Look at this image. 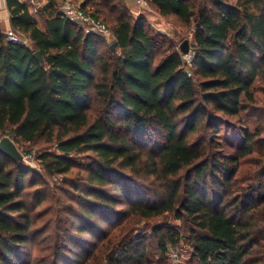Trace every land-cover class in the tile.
Listing matches in <instances>:
<instances>
[{
  "label": "trees",
  "instance_id": "1",
  "mask_svg": "<svg viewBox=\"0 0 264 264\" xmlns=\"http://www.w3.org/2000/svg\"><path fill=\"white\" fill-rule=\"evenodd\" d=\"M148 1L163 17L194 22L190 62L168 36L151 32L147 18L135 16L125 0L82 4L87 12L93 3L90 15L104 22L118 42L115 51L109 44L102 56L105 39L79 29L54 0L46 5L45 29L38 26L27 4L7 0L12 28L26 34L33 48L8 41L0 26V132L20 146L56 142L60 153L39 156L50 175H68L73 154L93 151L97 155L84 185L99 196L94 199L89 192L82 193L83 215L75 218L85 221L77 229L80 234L89 232L104 241L81 244L78 264L88 260L90 264L144 262L146 240L132 236L137 219L130 215L147 219L171 212L188 225L187 241L195 264H264V192L257 193L260 187L264 190V180H258L259 187L233 197L228 192L236 186L240 160L254 152L255 137L260 134L242 130L237 141L220 136L222 127L226 131L234 127L230 117L240 119L255 101L254 82L264 80V0ZM162 48L166 53L158 57ZM36 51L41 52L43 62L34 55ZM94 58L100 63L98 80L91 64ZM91 88L98 98L94 114ZM113 115L122 123L113 121ZM115 129L131 138L119 136ZM155 129L163 132L164 142L155 143L156 151L143 160L141 152L133 149V139L151 136ZM201 129L208 134L191 141ZM223 145L234 152L220 158L210 152L211 147ZM23 163L0 152L2 264H26L20 250L31 243L32 235L36 238L42 233L31 232L35 223L32 204L43 205L47 190L38 188L31 194L28 186L36 180L32 176L26 182L31 171ZM142 164L148 176L160 179L156 180V201L115 179L117 167L134 171ZM184 169L191 174L190 180L181 179ZM208 178L220 187L210 195ZM66 181L81 192L80 186ZM107 186L114 195L103 190ZM118 196L136 203L128 215L121 216L125 224L109 203ZM97 215L113 229L105 232L97 226ZM154 235L165 254L169 245L177 247L184 237L171 224L157 227ZM64 237L78 244L71 231L66 230ZM57 248L61 247L56 242L43 250L55 255Z\"/></svg>",
  "mask_w": 264,
  "mask_h": 264
},
{
  "label": "rangeland",
  "instance_id": "2",
  "mask_svg": "<svg viewBox=\"0 0 264 264\" xmlns=\"http://www.w3.org/2000/svg\"><path fill=\"white\" fill-rule=\"evenodd\" d=\"M49 1L50 0H36L35 3L31 4L33 7H38L39 13H33V15L37 20L38 26L42 29H45V20L48 14L46 5L49 3ZM66 1L68 0H54L59 11H63ZM85 1L86 0H72L74 4L80 7H82V4ZM230 1L234 2L235 0ZM133 4L134 7L137 8V10L140 9V7L136 5L134 0ZM92 6L93 3H90L88 5V7L86 8L87 13L90 14V12L93 11L91 10ZM142 10V14H144L145 17L147 16V27H149V30L151 32H157V34L168 36L173 41V43L177 45L178 49L180 44L184 40L188 39L190 41L191 55L193 54L192 49L193 45L195 44L194 22L188 24L177 19L176 17H163L160 14H156L155 9L151 5H148V7L146 8H142ZM0 26L5 33L6 39L8 38L9 34H13L20 40L24 41L25 45L33 48V43L26 34L12 28L8 17L0 20ZM77 27L79 29H82L79 25H77ZM100 36L105 39V45L99 52L102 56L103 54L107 53L108 45L111 44V42L110 39L106 38L105 36ZM117 53L119 54V50L117 51ZM165 53L166 48L159 49L158 57L162 56ZM85 55L86 53H84V56ZM91 64L95 73V80H98L101 77L99 60L96 58L91 59ZM252 87L254 90L255 101L249 103L250 108L241 113V115L239 116L240 119H238V117H230V122L234 127H230L229 131H226L224 127L220 129V136L226 137L228 141L240 140V132L242 130H248L253 133L258 131L260 134L255 137L256 144L254 152L243 157L240 160L239 169L235 177V180H237L236 186L228 191L231 192L230 196L232 197L237 193L246 192L252 187H259L260 182L258 180H264V176L262 174V170L264 168V80L261 78L257 79ZM90 91L93 97L91 112H93L94 114L95 109L98 108V98L92 88ZM112 120L122 123L119 117H117L116 115H113ZM115 131H117L118 134H121L119 136H127L128 138H131V134L126 133L124 130L115 129ZM205 134L207 135L208 132L206 130H202L199 135L193 136L191 138V141L199 138L200 136H204ZM3 136L6 135H3L0 132V137L2 138ZM138 140L136 138L133 139V149L137 152H141V154L143 155V160H147V154H149L150 151H156L155 143L157 145L159 142H164L163 132L161 130L155 129L152 132L151 136L143 137L139 141ZM17 146L24 156H28L31 153H34V159L36 162L35 166H32V162L28 163L29 161L27 162L26 160H24L23 163L31 171L26 179V182L28 183L30 180L29 178H32V176H34L36 180V183L33 186H28V190H30L31 194L33 195L36 189L42 188L45 191L47 190L48 196L47 201L43 205L36 208V206L32 204L33 211L31 214V218L35 220V223L31 227V232L41 231V235L39 237L37 236V239L34 238V235H32L33 238L31 243H29L27 246H24L19 253H25L26 264H78L76 253L83 249V247H81V244L85 246L84 243H101L104 241L103 238L101 239L95 237L89 232H82L80 234L77 229L79 227V224H82V221L84 220L80 219L79 221V218H75V215H83V213L80 211V206L85 203L82 193L89 192V197H94V199L97 198L96 196H99L98 193L94 190H86L85 188L87 187H85L84 185V180H86L87 176L90 174L94 166V161L98 160L97 155L93 151L73 154L71 157L72 171L68 175H63V177H61L57 174H48L43 167L41 159L39 158V156L44 152L60 153V151L57 149L56 142L48 143L45 141H41L37 144H27L23 146L17 144ZM214 148L215 147H211L210 152L217 153L219 158L223 155L234 152V149H230V147H228L227 145L216 147L215 149ZM10 167H12L11 162L9 163V168ZM142 168H144V164H142L139 169H135L134 171H131L129 167L125 169L117 167L115 174L118 175H115V179L124 180L122 184H125L126 189L129 187L128 190H139L144 195H146L147 198H150L152 201H156L159 199V196L157 194L159 183L156 180L160 179H157L153 176H148L147 172ZM190 176L191 174H189L188 169H184L180 173V177L182 180H190ZM66 179L71 181V184L80 186L82 188L81 192H76L74 186L69 185L70 183H68ZM207 180H209L208 194L210 195L213 190L219 189L220 187L216 186L211 181L212 179L208 178ZM110 188L111 187L107 186L104 187L103 190H106L110 192V194L114 195L113 190ZM259 191L264 192L261 187L257 190V193H259ZM114 198L115 199L113 202L109 201V203L113 206L112 212H114V214L119 217L121 221H123V224H125L127 222L126 218H122L121 216L128 215L130 213V209H132L136 205V203L128 200V198L125 196H118ZM32 199V197L28 199V202L30 204L32 203ZM37 214L40 216V218L35 217ZM130 218L137 219L135 221V224L133 225V228H135V230L132 236L138 235L141 236L142 239L146 240L145 246L147 250V260L141 262L140 264L196 263V261L192 259V246L187 241L188 225L184 222V220L177 219L175 213H166L165 215L160 217L147 219H142L141 217L136 216L135 213H132L130 215ZM72 222L74 223L73 225L76 226L75 228L70 226ZM83 224H85V221ZM95 224L101 227L105 232L111 231L114 226L103 222V219L100 218L99 215H97ZM170 224L177 227L178 230L181 231V234L184 235L177 247L169 245V248L174 250L179 255V259H173L169 256V248L168 253L165 254L160 246L159 238L154 235L155 229L157 227ZM66 230L73 233L78 242L77 245H73L70 238L64 237V232ZM39 242L42 243L37 246ZM56 242L57 246H60L61 248H57L54 253L55 255H52V253L43 250L44 247L52 246ZM89 262L90 261L88 260L84 264H90ZM13 263L16 264V261H13Z\"/></svg>",
  "mask_w": 264,
  "mask_h": 264
},
{
  "label": "built area",
  "instance_id": "3",
  "mask_svg": "<svg viewBox=\"0 0 264 264\" xmlns=\"http://www.w3.org/2000/svg\"><path fill=\"white\" fill-rule=\"evenodd\" d=\"M22 2H24L25 4H27L30 8V11L32 13H37L38 7H33L31 4L35 3L36 0H21ZM136 5L139 6L141 9L142 8H146L149 5V1L148 0H134ZM63 15L66 19H68L69 21L79 25L86 34H100L105 36L106 38L111 37L112 31L111 29L102 21L94 18L92 15L88 14L84 9H82L80 6H77L76 4H74L72 2V0H68L65 3L64 9H63ZM8 41H12V42H16V43H21V44H25L24 41L20 40L17 36L13 35V34H9ZM191 57L192 55H190L189 57L186 58L187 61H191ZM185 58V57H184ZM189 75L191 76L192 73L189 71ZM1 140V137H0ZM25 160L30 163L32 162V166L36 165L35 159H34V153H31L30 155H26L25 156ZM169 253H170V257L173 259H179V255L172 250L171 248H169Z\"/></svg>",
  "mask_w": 264,
  "mask_h": 264
},
{
  "label": "water",
  "instance_id": "4",
  "mask_svg": "<svg viewBox=\"0 0 264 264\" xmlns=\"http://www.w3.org/2000/svg\"><path fill=\"white\" fill-rule=\"evenodd\" d=\"M118 46V42L114 41L111 43L110 48L111 50L115 51ZM180 51L182 52L183 56L185 58L189 57L191 55V47H190V41L188 39L184 40L180 46ZM34 55L40 60L44 61V58L41 55L40 51H36ZM0 152L4 154L5 156L16 160V161H24L25 156L23 153L19 150L17 144L15 143L14 139L11 136H3L0 140Z\"/></svg>",
  "mask_w": 264,
  "mask_h": 264
},
{
  "label": "crops",
  "instance_id": "5",
  "mask_svg": "<svg viewBox=\"0 0 264 264\" xmlns=\"http://www.w3.org/2000/svg\"><path fill=\"white\" fill-rule=\"evenodd\" d=\"M125 1H126L127 6L131 9V11L133 12L135 16H139V15L145 16L144 14H142L143 10L141 8L137 10V8L134 7L133 0H125ZM156 14H159V13L156 11ZM7 17L9 18L10 25H11V15L7 7V0H0V20L7 18ZM108 39H110V42L113 43L115 40V37L112 35Z\"/></svg>",
  "mask_w": 264,
  "mask_h": 264
}]
</instances>
